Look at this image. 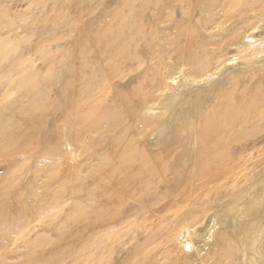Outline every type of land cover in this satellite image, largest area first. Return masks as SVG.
Returning <instances> with one entry per match:
<instances>
[{
  "label": "rangeland",
  "instance_id": "obj_1",
  "mask_svg": "<svg viewBox=\"0 0 264 264\" xmlns=\"http://www.w3.org/2000/svg\"><path fill=\"white\" fill-rule=\"evenodd\" d=\"M92 31L111 40L118 76L96 72L86 91L99 85L140 144L118 179L128 187L107 196L88 185L85 158L62 123L78 89L81 41L91 49ZM151 85L144 110L140 94ZM27 87L30 98L10 100ZM217 89L234 101L232 116L252 112L236 126L228 173L210 164L203 174L189 119ZM263 99L264 0H0V128L10 131H0V264H264ZM28 102L41 110L32 127L12 134V109ZM170 105L185 114L186 129L157 135L147 124ZM112 140L99 142L109 156ZM164 157L165 177L157 165ZM48 175L61 188H47ZM74 205L75 237L61 241L53 222ZM38 239L51 252L29 246Z\"/></svg>",
  "mask_w": 264,
  "mask_h": 264
},
{
  "label": "bare ground",
  "instance_id": "obj_2",
  "mask_svg": "<svg viewBox=\"0 0 264 264\" xmlns=\"http://www.w3.org/2000/svg\"><path fill=\"white\" fill-rule=\"evenodd\" d=\"M59 17L60 15L57 19ZM88 39L90 43L92 42L91 49L88 46V42L85 40L81 41V70L77 81L78 89L76 95L72 99V107L65 112L62 123L66 129V141L70 142L69 144H71L74 152L80 149V154L85 158L82 167L87 171L88 185L97 186L101 189L100 191L104 192V196H107L105 193L109 188H116L122 191L128 187V183H130L129 179H126L122 183H120L118 179H120V176H125L129 171V167L134 160L135 151L139 149L138 145L140 144L132 135L130 122H127V118L125 119L123 114L118 115L109 112V108L105 105V98L102 96L101 90L98 89L99 85L96 86L98 88L92 93L86 91V88L94 86V82L90 77L96 72L102 74V80H105L106 77L108 79V76L111 75L112 78L118 76L116 70L117 66L110 56V53H108L111 44L108 35L102 36L101 32L92 31L89 33ZM100 42H102L103 45H99ZM189 47H195L196 49L197 44L191 41ZM191 66L195 71L198 69L194 61ZM151 89L152 85L150 87L146 86V89L140 94L143 99V101L141 100L142 105H140V107H144V110L148 107L147 97ZM13 90L10 96L11 101H16V99L21 98L28 99L34 94L32 93L31 87L24 88L21 91L19 89V93L18 89L15 88ZM227 94V92L217 89L214 90V93L210 96H201L197 101L196 114L189 119L191 121L189 125L195 129L197 144L200 145L202 150V159H206L202 163L203 168L201 167V172L203 174L213 172V170L207 168L210 164H216L218 168L221 166L222 173H228L227 165L232 164L231 161L234 159L232 148L240 139L236 126H238V124L242 125V123L239 122H246L250 115L249 111L252 112L250 108H247V110H243V113H241L239 117L232 116V107L235 103L234 101L226 99ZM40 110L41 108L37 107L32 102H28L26 105L15 106L11 112L14 121L13 125L15 124L16 126H13L14 130L12 134L14 132L16 133V131L22 127H25V129L32 127L34 124V116ZM168 110L167 116L164 117L165 119L159 117L157 118L158 120L148 122L147 124L156 131L157 135L160 133L163 135L164 132L172 135L186 129V127H184L187 121L185 114H177L171 105ZM132 114L133 116L135 115L134 110L131 112V115ZM28 123L31 124L29 125ZM104 127L108 129L101 132ZM1 129L3 128H0L2 133H7L5 135L10 134V131ZM95 133L99 134L97 138L90 137ZM87 137L90 138L88 141L86 139ZM110 137L113 139V156H109L106 153L104 154V146L99 143L100 138L106 139ZM145 139L143 137L142 143ZM158 144H160V142ZM74 156L73 154L72 157ZM97 156L102 159V162L99 164H96V162H98L96 159ZM163 159L165 160L159 161L157 165L160 166L162 175L165 177L163 166L170 161V158L164 157ZM210 160H212V162H210ZM206 161L208 163L205 165ZM177 166L179 167L178 164ZM60 180L54 175H48L44 184L50 190H55L61 188ZM105 189L107 191H105ZM6 193H8V191ZM72 207L75 209L70 216L65 217L62 221L55 220L53 222L52 231L54 230V232L56 231L59 234L61 241L71 242L76 234L74 232L75 229H72V225L74 220H79L81 216H79L78 208L75 205ZM42 210L47 211L44 206H42ZM39 240L40 239L34 243H27L30 247L36 249L39 247L38 250L45 254L50 246L44 241L39 242ZM51 250L48 251V253L51 252Z\"/></svg>",
  "mask_w": 264,
  "mask_h": 264
}]
</instances>
